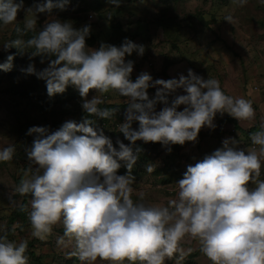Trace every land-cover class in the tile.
Returning a JSON list of instances; mask_svg holds the SVG:
<instances>
[{"label":"clouds","instance_id":"1","mask_svg":"<svg viewBox=\"0 0 264 264\" xmlns=\"http://www.w3.org/2000/svg\"><path fill=\"white\" fill-rule=\"evenodd\" d=\"M109 2L119 7L121 0ZM247 2L232 0L238 6ZM69 3L38 0L27 9L35 18L15 28L18 36L5 42L4 50L16 48L21 54L31 50L29 60L41 56V63L44 56L54 57L40 71L30 62L21 72L45 80L49 97L63 93L69 85L75 87L88 116L107 119L118 111L99 107L104 103L100 95L88 99L91 89L101 94L118 92L127 98L126 109L119 129L115 125V140L88 116L80 122L68 120L55 131L44 126L27 130L26 135L34 139L26 154L37 167H30L31 174L21 178L13 195L30 196L28 207L19 204V208L27 211L31 236L47 240L54 226L62 224L57 245L68 247L74 242L70 255L83 264H95L97 259L109 264H165L174 255L179 262L193 251L182 247L186 239L196 240L211 264H264V123L250 138L241 139L252 148L230 147L237 141L226 138L222 148L187 166L176 183L177 198L167 204L147 203L143 192L136 201L132 198V169L141 154L136 141L159 142L170 152V145L195 142L202 127L214 130L217 114L251 121L255 116L252 100L226 94L219 80L204 79L191 68L179 78L153 79L145 71L133 81L134 61L125 58L133 52L142 56L144 46L125 37L119 46L101 42L99 48H89L86 38L91 26L87 24L75 28L50 16L43 28L23 38L35 31L36 13L65 10ZM23 8L24 0H0V28L17 21ZM224 20L233 24L234 17ZM13 59L14 54H9L0 70L10 71ZM149 88L156 89L152 98ZM178 89L184 94H176ZM158 102L164 105L159 111ZM181 105L183 110H178ZM15 152L14 144L0 148V162L12 160ZM121 162L127 169L123 175L117 174ZM154 169L153 164L145 166L148 173ZM250 182L254 187H249ZM27 248V240H11L0 229V264H28Z\"/></svg>","mask_w":264,"mask_h":264},{"label":"rangeland","instance_id":"2","mask_svg":"<svg viewBox=\"0 0 264 264\" xmlns=\"http://www.w3.org/2000/svg\"><path fill=\"white\" fill-rule=\"evenodd\" d=\"M36 2L38 0H24V8L17 13L20 21L18 26L21 28L27 19L35 18L32 13H27V9ZM228 15L234 17L233 24L224 20ZM50 16L69 21L75 28L90 25L86 46L92 49L99 48L101 42L119 46L125 37L143 45L145 51L142 56L136 52L126 56L135 63L133 81L145 71L153 79L167 80L179 78L180 74L186 76L187 70L191 68L204 79L219 80L226 94L252 100L254 118L251 121L234 118L242 129L248 130L254 125L259 128L264 123V3L260 0H248L243 6L234 5L232 0H121L119 7L113 6L109 0H70L65 10L36 13L35 32L43 28ZM14 23L0 28L1 63L5 62L9 54H14L12 69L0 71V148L9 144L16 147L12 160L0 162V229L6 231L11 240L28 241V264H83L77 256L70 255L75 251L74 242L68 247L57 245V238L63 235L62 224L54 226L48 239L41 241L31 236L28 215L14 216L23 196H14L13 190L26 173L31 174L30 167H37L30 164L26 154V149L31 147L34 139V135H26L27 130L32 126H44L55 131L68 120L80 122L88 116L81 107L83 98L78 89L71 85L63 93L51 97L47 94L45 80L40 90H27V78L32 74L23 73L21 69L31 62L40 71L54 57L44 56L41 63V56L29 60L31 50L23 54L16 48H9V53L5 51L3 44L12 40ZM115 25L123 32L120 42L116 41L118 32ZM23 38L27 39V35ZM164 62L170 63L165 74L161 72ZM151 90L156 89L147 90L149 98L154 96ZM95 94L104 100L99 106L101 108L104 104H123L127 99L114 90L101 94L96 93L95 89L89 91L87 98ZM176 94L184 93L178 89ZM41 97H44V106ZM172 98L170 95L169 101ZM163 106L158 102L156 110L159 111ZM183 107L179 106L178 110H183ZM218 116L230 115L217 114L214 130L202 127L195 142L170 145V152L168 146H162L159 142H156L154 150L146 152V144L138 140L142 151L132 169L135 177L133 200L139 198L140 192L144 193V201L152 204H167L168 200L177 198L179 189L176 183L183 178L187 166L222 148V141L226 138L237 141L230 147L244 150L252 148L249 143L241 142L245 138L240 131L231 130L232 123H223ZM88 118L94 119L95 125L98 123V117ZM132 127L138 128V122L134 121ZM147 164L155 165L152 173L145 170ZM262 169L264 171V166ZM126 171L124 162H121L117 174L123 175ZM12 200L17 203H11ZM182 247H191L193 251L182 261L178 262L174 255L165 264H211L199 251L196 240L186 239ZM95 264L109 262L97 259Z\"/></svg>","mask_w":264,"mask_h":264},{"label":"trees","instance_id":"3","mask_svg":"<svg viewBox=\"0 0 264 264\" xmlns=\"http://www.w3.org/2000/svg\"><path fill=\"white\" fill-rule=\"evenodd\" d=\"M13 25H14L13 30L15 31V28H16L18 25H20V21L17 19V21H15V23H14ZM115 30H117V32H118V36H117V38H116V41H117V40H118V42L122 41L121 38H123V36H122L123 32H122L121 28H120L119 26L115 25ZM34 34H35V31H29V32L26 33L27 38L31 37V36L34 35ZM11 36H13L12 39H15V38H17L18 34H17L16 31H15V32H13V33L11 34ZM7 51H8V53L10 52L9 50H7ZM8 53H5V55H7ZM125 59H126V60H132L131 58H128V57H126ZM167 62H168V61H167ZM0 63H1V61H0ZM134 64H135V63H134ZM169 66H170V63H165V62H164V67L161 69V72H162L163 74H165V73H166L165 70H166ZM0 71H1V70H0ZM159 71H160V70H158L157 72H159ZM130 78H135V76L131 73V77H130ZM42 85H44L43 79H39V78H37L36 75H34V74H32L31 77H28V78H27V85H26V87H27V90H29L30 92H31V91H35V90H40V89L42 88ZM151 89H152V88H151ZM151 91H152V94L155 95V91H156V90H151ZM0 98H1V96H0ZM41 104H42V106H44V97H41ZM125 105H126L125 102H124L123 104H111V103H110V104H104V105H103V108H104V107H108V108H117V109H118V111H117L113 116H111L110 118H107V119H105V118H99L98 123L96 124V126L99 127V128H101V129H103L105 135L109 136L112 140H115L116 137H117V130H116V128H115V122H116V121L118 120V118H119L118 112H119V110L122 109ZM88 117H92V118H94V116H88ZM218 118H220V120H221L223 123H230V124L232 123V125H233V130H234V131H236V130H237V131H240L241 134H243L244 136H246V137H248V138H250V133H252V132H254V131H257V130L259 129L257 125H254V126L250 127L248 130H244V129H242V128L238 125V123L236 122V120H235L233 117H230V116H226V117H224V116H218ZM235 129H236V130H235ZM139 142H141V141H139ZM128 143H129V141H128ZM144 144H146L144 150H146V152H147V150L149 151L150 149H151V150H154V147H155V145H156V142H148V143H145V142H144ZM136 145H138L137 141H136L135 146H136ZM138 146H139V145H138ZM139 148H140V150L142 151V146H140ZM28 196H29V195H25V196H23V199H22V201H21V204H24L26 208H27L26 203H27V198H28ZM20 214L23 215V216L28 215V214H27V211H21L20 208H18L16 211H14V216H18V215H20Z\"/></svg>","mask_w":264,"mask_h":264},{"label":"built area","instance_id":"4","mask_svg":"<svg viewBox=\"0 0 264 264\" xmlns=\"http://www.w3.org/2000/svg\"><path fill=\"white\" fill-rule=\"evenodd\" d=\"M125 109L126 107L122 108L119 112H118V115H119V118L118 120L116 121L115 125H116V128L119 129V124L122 123L124 121V113H125ZM120 140L124 141L123 138H119ZM261 174H262V171H261ZM264 179V178H263ZM249 187H254V185L250 182L249 183Z\"/></svg>","mask_w":264,"mask_h":264}]
</instances>
